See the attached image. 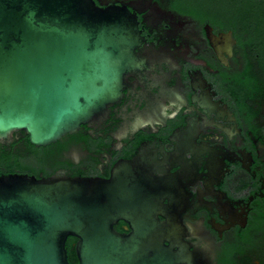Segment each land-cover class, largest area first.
<instances>
[{
    "label": "flooded vegetation",
    "instance_id": "1",
    "mask_svg": "<svg viewBox=\"0 0 264 264\" xmlns=\"http://www.w3.org/2000/svg\"><path fill=\"white\" fill-rule=\"evenodd\" d=\"M94 1L135 16L138 68L107 117L34 146L31 175L135 163L175 264H264V0ZM26 137L1 144L26 162Z\"/></svg>",
    "mask_w": 264,
    "mask_h": 264
},
{
    "label": "water",
    "instance_id": "2",
    "mask_svg": "<svg viewBox=\"0 0 264 264\" xmlns=\"http://www.w3.org/2000/svg\"><path fill=\"white\" fill-rule=\"evenodd\" d=\"M135 16L94 0H0V143L46 147L108 116L138 68ZM134 163L109 180L0 174V264H175ZM134 233L115 231L118 220ZM150 254V255H149ZM150 261V263H149Z\"/></svg>",
    "mask_w": 264,
    "mask_h": 264
},
{
    "label": "trees",
    "instance_id": "3",
    "mask_svg": "<svg viewBox=\"0 0 264 264\" xmlns=\"http://www.w3.org/2000/svg\"><path fill=\"white\" fill-rule=\"evenodd\" d=\"M26 145L29 148V153L27 157L29 158L28 161L24 162L18 153V151H9L8 147H4L0 143V174H11V173H22V174H35L36 167H34L32 163V156L35 150V147L30 144L28 137H26ZM30 161V163H29ZM77 239L73 237H69L66 248L68 250V258L71 264H78L76 251H75V244Z\"/></svg>",
    "mask_w": 264,
    "mask_h": 264
}]
</instances>
